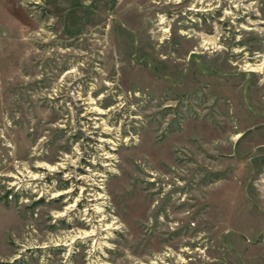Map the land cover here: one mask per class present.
<instances>
[{
  "label": "rangeland",
  "instance_id": "1",
  "mask_svg": "<svg viewBox=\"0 0 264 264\" xmlns=\"http://www.w3.org/2000/svg\"><path fill=\"white\" fill-rule=\"evenodd\" d=\"M0 264H264V0H0Z\"/></svg>",
  "mask_w": 264,
  "mask_h": 264
},
{
  "label": "bare ground",
  "instance_id": "2",
  "mask_svg": "<svg viewBox=\"0 0 264 264\" xmlns=\"http://www.w3.org/2000/svg\"><path fill=\"white\" fill-rule=\"evenodd\" d=\"M211 40V39H210Z\"/></svg>",
  "mask_w": 264,
  "mask_h": 264
}]
</instances>
